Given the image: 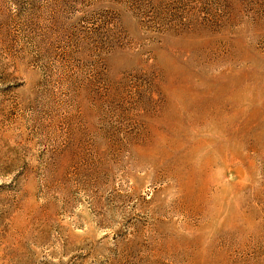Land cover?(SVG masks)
<instances>
[{"label": "rangeland", "instance_id": "obj_1", "mask_svg": "<svg viewBox=\"0 0 264 264\" xmlns=\"http://www.w3.org/2000/svg\"><path fill=\"white\" fill-rule=\"evenodd\" d=\"M0 264H264V0H0Z\"/></svg>", "mask_w": 264, "mask_h": 264}]
</instances>
